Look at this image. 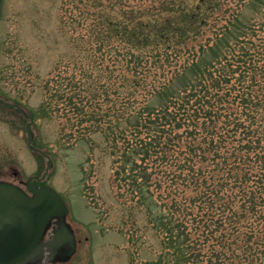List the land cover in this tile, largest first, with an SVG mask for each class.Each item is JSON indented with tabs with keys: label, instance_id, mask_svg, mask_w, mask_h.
Masks as SVG:
<instances>
[{
	"label": "trees",
	"instance_id": "obj_1",
	"mask_svg": "<svg viewBox=\"0 0 264 264\" xmlns=\"http://www.w3.org/2000/svg\"><path fill=\"white\" fill-rule=\"evenodd\" d=\"M225 1L94 0L95 22L77 24L90 38L29 111L65 113L77 137L119 152L115 182L157 210L152 264H264V40L236 15L247 0L230 14Z\"/></svg>",
	"mask_w": 264,
	"mask_h": 264
},
{
	"label": "rangeland",
	"instance_id": "obj_2",
	"mask_svg": "<svg viewBox=\"0 0 264 264\" xmlns=\"http://www.w3.org/2000/svg\"><path fill=\"white\" fill-rule=\"evenodd\" d=\"M133 1L136 0H118L124 4ZM93 3L94 0H0V100H19L20 109L26 113L43 104L47 99L45 78L55 66L61 67L57 63L76 58L74 43L90 38L80 34L77 24L95 22L91 17ZM225 3L229 14L235 11L236 0ZM236 15L244 25L255 26L254 42L258 44L256 38H260L262 43L264 0L245 1ZM61 71L73 73L67 65ZM53 102L61 112L66 109L63 103ZM64 114L56 119L39 114L36 121L32 119L30 128L32 145L48 155L51 162L41 184L54 189L68 207L64 222L74 235L76 250L64 264L155 263L161 251L158 223L153 218L157 210L150 202L146 207L132 200L130 187L115 182L114 162L119 152L112 155L99 134L85 140L77 137ZM27 123L22 114L0 105V181L22 190L30 176H41L47 166L44 157L28 150ZM160 177L154 175L153 180ZM172 186L163 176L160 189L152 188L153 202L160 200L158 204L162 205L167 200L168 204Z\"/></svg>",
	"mask_w": 264,
	"mask_h": 264
},
{
	"label": "water",
	"instance_id": "obj_3",
	"mask_svg": "<svg viewBox=\"0 0 264 264\" xmlns=\"http://www.w3.org/2000/svg\"><path fill=\"white\" fill-rule=\"evenodd\" d=\"M0 104L8 110L15 108L16 112L29 119L26 124L27 145L30 150L42 154L48 160L40 178L33 176L27 180L25 185L29 194L10 183L0 182V264L39 262L44 251L48 253V261L52 263L59 259L67 260L75 251L73 236L63 223L68 209L54 189L38 187L32 181L40 182L45 178L51 166L50 158L31 145V117L17 105L2 100ZM52 219L60 221V231L55 232L48 242H43L44 230ZM62 247L63 250L56 256V250L59 251Z\"/></svg>",
	"mask_w": 264,
	"mask_h": 264
},
{
	"label": "flooded vegetation",
	"instance_id": "obj_4",
	"mask_svg": "<svg viewBox=\"0 0 264 264\" xmlns=\"http://www.w3.org/2000/svg\"><path fill=\"white\" fill-rule=\"evenodd\" d=\"M60 221L59 220H57V219H55L52 223H51V227H50V232H51V237L55 234V232L57 233V232H59L60 230ZM68 245V244H67ZM64 247V246H63ZM63 247L62 248H60V250L59 251H57L56 250V256H57V254L58 253H60L62 250H63ZM47 255H48V253L46 252V251H44V256H42L41 257V259L39 260V262H38V264H47L48 262H50V261H48L49 259H48V257H47Z\"/></svg>",
	"mask_w": 264,
	"mask_h": 264
}]
</instances>
